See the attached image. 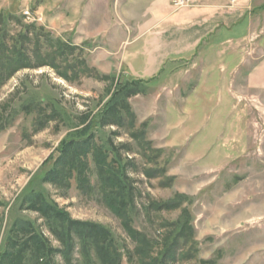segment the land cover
Masks as SVG:
<instances>
[{
  "label": "rangeland",
  "instance_id": "1",
  "mask_svg": "<svg viewBox=\"0 0 264 264\" xmlns=\"http://www.w3.org/2000/svg\"><path fill=\"white\" fill-rule=\"evenodd\" d=\"M109 3L0 0V11L79 47L77 55L97 70L70 82L50 66L23 68L0 89V245L15 199L43 162L58 155L60 142L82 117L98 113L118 86L136 82L141 90L128 101L152 149L142 151L133 130L103 129V141L119 146L122 158H133L138 166L129 169L140 192L135 226L157 237L161 221L175 219L179 210L148 216L145 205L182 193L193 216L196 251L175 264H264V87L249 82L250 69L264 58V0H248L249 21L232 33H245L246 39L217 43L209 36L162 70L160 54L134 53L139 41L133 34L123 37L114 30L121 18L116 0ZM44 112L52 118L41 121ZM145 166L165 167L173 182L163 187L161 178H146ZM46 187L73 218L107 225L124 248L133 249L99 194L85 196L74 182L66 193ZM14 214L38 219L58 246L37 213ZM78 258L75 254L73 264ZM56 264L67 263L57 255ZM123 264H129L126 258Z\"/></svg>",
  "mask_w": 264,
  "mask_h": 264
},
{
  "label": "trees",
  "instance_id": "2",
  "mask_svg": "<svg viewBox=\"0 0 264 264\" xmlns=\"http://www.w3.org/2000/svg\"><path fill=\"white\" fill-rule=\"evenodd\" d=\"M79 49L55 38L44 27L26 24L22 17L2 9L0 89L23 68L50 66L70 82L93 75L97 70L77 55ZM136 84L118 86L98 113L82 117L60 142L58 155L49 156L31 177L11 209V222L6 225L0 245V264H56L57 255L67 264H73L75 254L79 255L78 264H123L125 258L129 264H175L194 255L195 227L191 211L185 206L186 195L176 193L166 200L147 202L144 209L148 216L179 210L175 219L161 221L157 237L138 229L135 221L140 192L129 174L131 167L138 166L133 158H122L119 146L103 141L104 127L117 126L133 130L131 136L139 141L142 151L152 149L145 131L136 126V116L128 101L141 90ZM51 115L44 112L40 120L45 116L47 121ZM146 157L150 161L151 157ZM142 172L148 179L161 178L159 184L163 187L174 179L166 176L162 166H145ZM73 182L85 196L99 194L102 203L120 220L134 244L132 250L124 248L107 225L73 218L46 187L51 184L66 193ZM16 210L37 213L58 246L53 245L38 219L14 214Z\"/></svg>",
  "mask_w": 264,
  "mask_h": 264
},
{
  "label": "crops",
  "instance_id": "3",
  "mask_svg": "<svg viewBox=\"0 0 264 264\" xmlns=\"http://www.w3.org/2000/svg\"><path fill=\"white\" fill-rule=\"evenodd\" d=\"M109 1L107 3L111 5ZM175 1L116 0L121 19L115 21L119 25H115L114 30L123 37L133 34L139 41L134 53L160 54V70L168 60L181 59L192 53L209 36L215 38L217 43L247 38L245 33L237 37H232V33L237 25L249 21L248 0L232 6L231 0H195L184 7H176ZM150 39L153 46L148 43ZM250 70L249 82L264 87L261 74L264 72V58Z\"/></svg>",
  "mask_w": 264,
  "mask_h": 264
},
{
  "label": "built area",
  "instance_id": "4",
  "mask_svg": "<svg viewBox=\"0 0 264 264\" xmlns=\"http://www.w3.org/2000/svg\"><path fill=\"white\" fill-rule=\"evenodd\" d=\"M194 1H195V0H176V1H175V5H176V7H184V6H188V5L193 4ZM237 1H238V0H231V3H232V4H235ZM25 14H26V17H27L29 20L34 19V18L32 17L31 12H30L29 10H26Z\"/></svg>",
  "mask_w": 264,
  "mask_h": 264
}]
</instances>
